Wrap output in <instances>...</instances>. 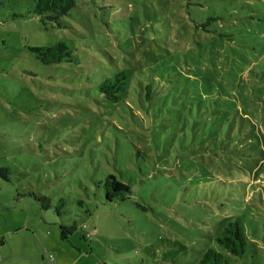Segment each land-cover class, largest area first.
Instances as JSON below:
<instances>
[{
    "label": "rangeland",
    "instance_id": "374dc122",
    "mask_svg": "<svg viewBox=\"0 0 264 264\" xmlns=\"http://www.w3.org/2000/svg\"><path fill=\"white\" fill-rule=\"evenodd\" d=\"M74 1L44 27L34 0H0L3 261L197 264L239 218L229 261L264 264V0ZM59 42L73 60L30 50ZM121 70L112 103L98 87ZM111 174L125 200L106 201Z\"/></svg>",
    "mask_w": 264,
    "mask_h": 264
},
{
    "label": "trees",
    "instance_id": "16d2710c",
    "mask_svg": "<svg viewBox=\"0 0 264 264\" xmlns=\"http://www.w3.org/2000/svg\"><path fill=\"white\" fill-rule=\"evenodd\" d=\"M75 7L74 0H34V14L40 18L44 27L53 25L61 27L63 18L70 16ZM31 52L44 65L61 64L73 60L74 50L65 42H59L51 47H32ZM130 75L127 71L121 70L113 77L105 78L99 85V92L112 103H117L126 94L128 90V79ZM152 84L146 86L145 96L146 101L151 103L153 99ZM7 168L0 169V176L7 182L9 178ZM131 193V188L128 184L119 181L114 175H108L104 180V195L109 203L117 200H125ZM36 202L42 205L45 209L50 206L48 197H38L31 194ZM64 201H61L57 207V213L60 214ZM61 238L66 240L68 235L76 231V226L70 228L61 225ZM216 245L224 250L226 254L215 249H207L199 258L197 264H231L227 255L233 257H242L245 253L248 239L245 230L239 218L228 222L220 235L215 239Z\"/></svg>",
    "mask_w": 264,
    "mask_h": 264
},
{
    "label": "crops",
    "instance_id": "0c3cea01",
    "mask_svg": "<svg viewBox=\"0 0 264 264\" xmlns=\"http://www.w3.org/2000/svg\"><path fill=\"white\" fill-rule=\"evenodd\" d=\"M5 257L1 254V252H0V264H6L5 262L6 261H3V259H4Z\"/></svg>",
    "mask_w": 264,
    "mask_h": 264
}]
</instances>
